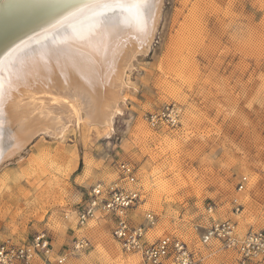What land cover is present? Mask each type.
Listing matches in <instances>:
<instances>
[{
  "label": "rangeland",
  "instance_id": "obj_1",
  "mask_svg": "<svg viewBox=\"0 0 264 264\" xmlns=\"http://www.w3.org/2000/svg\"><path fill=\"white\" fill-rule=\"evenodd\" d=\"M133 66L110 135L73 123L0 169V244L45 234L51 251L31 264H144L99 215L62 226L127 162L143 200L131 220L153 216L147 241L176 238L199 264H237L200 237L213 221L238 235L264 229V0H164L150 52ZM172 104L179 126L151 127L148 117Z\"/></svg>",
  "mask_w": 264,
  "mask_h": 264
},
{
  "label": "bare ground",
  "instance_id": "obj_2",
  "mask_svg": "<svg viewBox=\"0 0 264 264\" xmlns=\"http://www.w3.org/2000/svg\"><path fill=\"white\" fill-rule=\"evenodd\" d=\"M163 6L147 0L136 15L108 11L103 0H0V169L39 138H63L73 123L110 135ZM66 220L81 225L75 212Z\"/></svg>",
  "mask_w": 264,
  "mask_h": 264
},
{
  "label": "built area",
  "instance_id": "obj_3",
  "mask_svg": "<svg viewBox=\"0 0 264 264\" xmlns=\"http://www.w3.org/2000/svg\"><path fill=\"white\" fill-rule=\"evenodd\" d=\"M180 117L181 108L172 104L151 114L148 121L153 128H175L180 124ZM116 169L118 180L115 183L97 182L91 187L88 204L80 213L79 222L84 224L96 215L106 219L112 224V237L122 250L137 254L144 264H199L198 253L191 251L183 241L169 237L147 241L153 223L152 214H146V224L133 223L130 215L143 202L136 186V167L121 162ZM212 242H218L233 252L237 264H264V229L238 235L233 223L213 221L200 237L203 246ZM50 251V238L36 234L23 243L0 244V264H31L37 257L46 259Z\"/></svg>",
  "mask_w": 264,
  "mask_h": 264
},
{
  "label": "snow or ice",
  "instance_id": "obj_4",
  "mask_svg": "<svg viewBox=\"0 0 264 264\" xmlns=\"http://www.w3.org/2000/svg\"><path fill=\"white\" fill-rule=\"evenodd\" d=\"M147 3V0H103V7L108 11L135 12L139 15V10Z\"/></svg>",
  "mask_w": 264,
  "mask_h": 264
},
{
  "label": "crops",
  "instance_id": "obj_5",
  "mask_svg": "<svg viewBox=\"0 0 264 264\" xmlns=\"http://www.w3.org/2000/svg\"><path fill=\"white\" fill-rule=\"evenodd\" d=\"M66 223H69L68 221H66V222H63L62 223V226L64 227V228H66V226H67V224ZM70 224V223H69Z\"/></svg>",
  "mask_w": 264,
  "mask_h": 264
}]
</instances>
